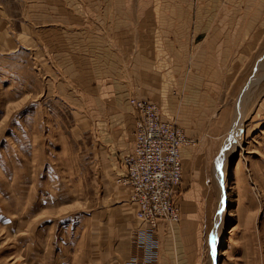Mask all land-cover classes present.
I'll return each mask as SVG.
<instances>
[{
	"label": "crops",
	"instance_id": "0c3cea01",
	"mask_svg": "<svg viewBox=\"0 0 264 264\" xmlns=\"http://www.w3.org/2000/svg\"><path fill=\"white\" fill-rule=\"evenodd\" d=\"M21 1L31 35L60 72L58 96L74 109L77 127L91 134L97 149L104 202L88 209V260L124 264L138 253L132 235L141 223L130 190L116 181L134 146L137 113L130 100L137 98L158 103L164 120L176 119L197 141L181 150V218L172 225L160 222L158 264H200L202 243L192 235L198 224L190 218L205 208L210 146L226 130V84L264 36V0ZM216 166L218 179L220 159Z\"/></svg>",
	"mask_w": 264,
	"mask_h": 264
},
{
	"label": "rangeland",
	"instance_id": "374dc122",
	"mask_svg": "<svg viewBox=\"0 0 264 264\" xmlns=\"http://www.w3.org/2000/svg\"><path fill=\"white\" fill-rule=\"evenodd\" d=\"M23 7L21 0H0V264H92L88 209L104 202L97 149L91 134L77 127L74 109L58 96L60 72L48 65ZM261 40L223 93L227 125L210 146L206 209L190 218L198 224L192 235L202 243L200 264H264V36ZM170 121L186 132L176 119ZM137 231L138 226L135 247ZM137 250L124 264L141 254Z\"/></svg>",
	"mask_w": 264,
	"mask_h": 264
},
{
	"label": "built area",
	"instance_id": "2783aa9c",
	"mask_svg": "<svg viewBox=\"0 0 264 264\" xmlns=\"http://www.w3.org/2000/svg\"><path fill=\"white\" fill-rule=\"evenodd\" d=\"M131 104L137 113L135 143L123 157L125 174L119 181L131 189L142 226L137 238L141 254L130 257L127 264H158L160 222L172 225L181 218L176 201V189L183 180L181 150L197 141L174 122L164 120L157 104L136 99Z\"/></svg>",
	"mask_w": 264,
	"mask_h": 264
},
{
	"label": "bare ground",
	"instance_id": "6f19581e",
	"mask_svg": "<svg viewBox=\"0 0 264 264\" xmlns=\"http://www.w3.org/2000/svg\"><path fill=\"white\" fill-rule=\"evenodd\" d=\"M132 99H136V100H142V101H145V100H143V99H137V98H132ZM145 102H149V103H155V102H152V101H145ZM130 103H131V100H130ZM156 104V103H155ZM236 132V131H235ZM239 134V133H238ZM235 138H237V132L236 133H234V135H233V137H232V139L234 140ZM134 143H135V141H134ZM129 154V153H128ZM219 177L221 178L222 176H221V174L219 175ZM219 178V179H220ZM220 180H222V179H220ZM123 185V184H122ZM125 186V185H124ZM129 190H130V194H131V189L128 187V186H126ZM222 187V186H221ZM130 198H131V195H130ZM224 198H225V196H224ZM131 201H132V199H131ZM134 204V203H133ZM135 205V216H136V218H137V220L138 221H140V223H141V226H142V221H141V219L137 216V205L136 204H134ZM179 206V205H178ZM180 208V207H179ZM222 208H224L223 206H222ZM181 212V211H180ZM158 231H159V229H158ZM138 232V231H137ZM214 239V238H213ZM215 241L213 242V251H214V260L216 261V247H217V239H216V237H215V239H214ZM161 241V240H160ZM158 263H159V261H158Z\"/></svg>",
	"mask_w": 264,
	"mask_h": 264
}]
</instances>
